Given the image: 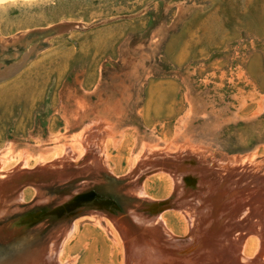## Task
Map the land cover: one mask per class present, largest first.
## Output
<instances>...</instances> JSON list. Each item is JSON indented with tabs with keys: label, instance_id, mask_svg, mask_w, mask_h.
I'll return each mask as SVG.
<instances>
[{
	"label": "rangeland",
	"instance_id": "374dc122",
	"mask_svg": "<svg viewBox=\"0 0 264 264\" xmlns=\"http://www.w3.org/2000/svg\"><path fill=\"white\" fill-rule=\"evenodd\" d=\"M31 48L0 264H264V0L0 4V62Z\"/></svg>",
	"mask_w": 264,
	"mask_h": 264
},
{
	"label": "water",
	"instance_id": "95a60500",
	"mask_svg": "<svg viewBox=\"0 0 264 264\" xmlns=\"http://www.w3.org/2000/svg\"><path fill=\"white\" fill-rule=\"evenodd\" d=\"M34 48H31L27 51H25L19 58L13 60L12 62H9L5 64V62H0V82L4 81L6 79L11 78L14 76L16 73H18L29 61L31 53L34 51ZM78 196L76 197V199ZM168 205V202L165 201L163 203H155L153 207L155 209H161L163 207H166ZM75 207V202L74 201H69L55 209V212L57 213H65L68 211H71L72 208Z\"/></svg>",
	"mask_w": 264,
	"mask_h": 264
},
{
	"label": "bare ground",
	"instance_id": "6f19581e",
	"mask_svg": "<svg viewBox=\"0 0 264 264\" xmlns=\"http://www.w3.org/2000/svg\"><path fill=\"white\" fill-rule=\"evenodd\" d=\"M14 1H29L30 2V1H33V0H0V4L7 3V2H14Z\"/></svg>",
	"mask_w": 264,
	"mask_h": 264
}]
</instances>
